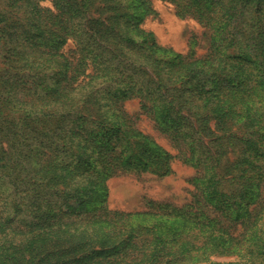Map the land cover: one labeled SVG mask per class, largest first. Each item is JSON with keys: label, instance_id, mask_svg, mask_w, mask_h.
<instances>
[{"label": "trees", "instance_id": "1", "mask_svg": "<svg viewBox=\"0 0 264 264\" xmlns=\"http://www.w3.org/2000/svg\"><path fill=\"white\" fill-rule=\"evenodd\" d=\"M163 1L204 56L141 27L150 0H0V264H264V0ZM175 159L187 206L108 207L110 179Z\"/></svg>", "mask_w": 264, "mask_h": 264}, {"label": "rangeland", "instance_id": "2", "mask_svg": "<svg viewBox=\"0 0 264 264\" xmlns=\"http://www.w3.org/2000/svg\"><path fill=\"white\" fill-rule=\"evenodd\" d=\"M150 1L156 14L146 17L141 27L152 32L161 46L185 54L191 47L193 38H196V56L201 57L207 53L209 47L207 29L193 18L178 17L173 5L166 1ZM43 4L50 5L48 1ZM67 46H71V42ZM1 67L0 64V69ZM124 108L134 120L133 125L137 129L152 137L173 155L178 153V149L175 148L168 136L155 126L154 121L139 113V105L136 100L126 102ZM0 115H8L11 121L16 119L18 113L6 110ZM210 147L213 145L211 144ZM172 169L173 173L167 177H158L149 173L137 176L129 173L110 179L108 181L110 190L107 200L108 207L127 212L143 211L149 200L170 203L176 207L187 206L194 193L190 180L195 176L196 171L179 159L172 162ZM69 203H73V201H69ZM93 208L94 206L87 205L85 211ZM211 259L219 261L225 260L226 257L213 256Z\"/></svg>", "mask_w": 264, "mask_h": 264}]
</instances>
